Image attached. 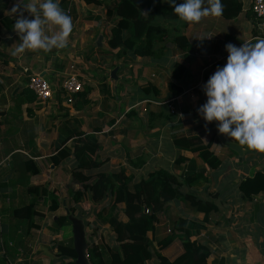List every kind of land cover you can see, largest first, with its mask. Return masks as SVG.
<instances>
[{"label": "crops", "instance_id": "crops-1", "mask_svg": "<svg viewBox=\"0 0 264 264\" xmlns=\"http://www.w3.org/2000/svg\"><path fill=\"white\" fill-rule=\"evenodd\" d=\"M59 1L54 0L57 3ZM69 1L71 3L69 7H74L78 15L99 16L101 20L106 8L113 6L117 0H104L105 4L100 10L92 6H86L82 0ZM161 1L164 4H170L167 0ZM236 1L242 4V11L236 18L232 20H225L220 16L204 18L199 24H192L196 26L194 35H189L190 32L183 26L186 23L180 20L177 21L178 24L176 25H166L168 36L162 43L155 46V50L160 53L159 56L146 59V66L141 67V71H134L132 85L136 87L134 90L135 97L130 100L133 108H127L124 112H119L117 117L112 115L115 114V109L112 107L118 105L121 101L111 104V108L106 104L107 99L115 92L117 85L115 83L113 85V82L108 85L105 81L98 82L94 80L95 74L90 72L82 59L74 54L73 49L77 45L80 46L78 25L72 30L74 33H71L68 46L64 49H53L50 53L26 51L22 55L13 56L12 52L21 42L19 36L13 31V25L18 18V14H11V9L17 0H0V264H58L55 258L56 250L53 241L59 240L60 235L52 233L49 227L52 220L65 214L64 206H66L67 201L65 197L63 198V192L56 187L60 182L55 171L60 167L64 168L66 165L71 169L75 165L72 158L66 160L58 168H54L50 164V157L63 146L62 125L67 122L71 125V129H74L75 124L79 123L81 131L87 135L95 134L101 146V158L99 159H108L102 169L105 173L115 168V165L119 163L125 167L124 161H128L131 168L142 171L144 168L149 167L141 163L142 159H135L137 156L142 157V150L154 155L156 150H159L157 147H160V145L171 147L172 143V139H170L171 143L167 140H161V142L156 141L155 144H152L149 141L150 138H155L157 132V128L150 129L148 125L149 118H151L149 113L155 112L152 109L153 105L160 107L161 111L164 110L166 113L169 112L168 107L172 106L175 112L174 115H176V112L180 113L179 116H176L179 119L166 122V125L161 128L166 126L168 129L176 128L173 124L183 125L184 120L182 121V119L188 118L189 122L187 124H193L192 128L188 129V135H192L194 132L196 135L198 133L204 142L209 141L213 136L217 138L211 149L221 159L219 168L210 170L206 165L197 161V166L199 163L200 179L199 184L196 185H199V199L209 201L217 207L216 212L209 215L208 223L205 224L206 229L198 237L201 243L208 245L211 249L208 263L264 264V194L246 199L238 189V184L244 179L252 177L257 172L264 173V153L249 150L246 146L238 145L237 142L221 135L218 132L217 122H212L206 126L203 118L190 121V118L184 115L186 111L190 112L198 104L207 100L203 91L205 85L203 77L212 72L217 62L228 56L225 48L227 44L231 43L236 47H241L243 43H255L258 37L262 38L259 21L253 17L250 10L253 0H249L246 5L243 0ZM27 2L28 0H25V3ZM102 9H104V12L101 14ZM23 15L31 19V15L27 11H24ZM78 20L77 18L75 23ZM161 21L164 20L160 18L156 22L160 24ZM101 25V23L98 24V22L93 21L91 25L84 24L80 26V29L88 30L86 33L88 35L86 48H89L91 42L94 43L97 32L99 36H103L100 30ZM187 25L189 26V24ZM178 33L184 34L191 43L195 44L196 52L189 55L191 57L189 61L184 60L183 55L178 52L172 42L173 37ZM208 35L212 38L201 41ZM95 43L94 48H97ZM106 50L108 49H104V51ZM112 52L116 53V51ZM176 62L183 63L186 67L184 76L176 83L181 88V93L178 95L166 94L168 83L172 81V70ZM124 64L119 63L118 68L124 67ZM76 65H80L81 70H78ZM71 68L73 71L70 70ZM24 69L29 70L30 73L40 74L48 82L55 95L46 103L40 102L35 97L33 102L23 105L21 112L17 115L15 112L10 113L13 106L12 92L14 88L25 86ZM72 72L82 82L81 92H84L87 88L90 91L86 98L80 99L77 97L73 99L72 104H67L60 86L65 75ZM109 72L110 70L105 72L106 75ZM103 75L105 74L103 73ZM106 75L104 78H106ZM61 79V84H59ZM147 82L154 84L159 89L158 96L147 95L139 89L138 83ZM103 86L108 87L110 96L103 92ZM86 100H89L91 104L86 105ZM192 102H196V104L190 108L188 103ZM135 108L140 114H143L141 111V108H143L146 114L138 119L141 130L134 129L135 134L130 135V127L134 126V121L138 118L139 113L134 110L135 113L132 116L127 115ZM142 126L145 127L147 132ZM96 129H100L101 132L94 133L93 130ZM219 136H223L229 143L239 146L237 147L239 150L222 145ZM31 140H33V144L30 146L28 143ZM125 143L127 147H125ZM29 147H34L36 157L30 156L33 150ZM14 155H18L16 160L28 157L34 161L41 173L38 176L31 177L30 184L38 186L49 181L59 191L61 208L54 213H50L47 211L49 203H44L43 199L40 200L36 210L43 218L35 219V223L40 226L39 232L29 237L23 244L22 249H17L15 255L12 251H8V253H12L11 256H8L5 254L3 235L8 231L9 208L17 204L15 199H21V188L19 186L13 189L6 186L11 176V172L6 171L7 168L11 169L10 163ZM185 155L192 157L187 153ZM44 167H49L48 174H45ZM150 172H153V170ZM201 174L205 178L200 177ZM65 186L68 191L71 189L70 175L69 182L65 183ZM183 189L181 190L185 192ZM81 205H78V209ZM172 207L179 209V217L190 218L199 223L203 221L202 214L189 212L177 201L170 204V209ZM121 208L123 209V206ZM169 213L170 210L163 214V217L169 219L171 227V223L175 218H172L173 214L170 215ZM161 224L162 221L159 220L154 230L147 234V237L151 240L153 251L156 249L158 240L165 237L168 234L167 232L170 231V227L167 229ZM11 247L12 245L9 244L8 248L11 249ZM182 252L181 243L175 240L160 253L171 261ZM147 264H158V262L153 259Z\"/></svg>", "mask_w": 264, "mask_h": 264}, {"label": "trees", "instance_id": "trees-1", "mask_svg": "<svg viewBox=\"0 0 264 264\" xmlns=\"http://www.w3.org/2000/svg\"><path fill=\"white\" fill-rule=\"evenodd\" d=\"M174 1L177 5L184 2V0ZM82 2L86 6L97 9L103 8L105 4L104 0H82ZM221 3L223 12L220 17L225 20L236 18L242 11V4L236 0H221ZM59 5L73 20L80 18L84 23L94 21L100 24L99 16L78 15L74 7H69L71 5L69 0H60ZM204 6H207V0ZM104 17L111 27L109 37L103 36V39L110 50L116 51L115 57L118 60L158 57L160 53L155 50V46L164 41L168 36V30L156 23L157 18L166 21L179 20L172 5L164 4L161 0H117L113 6L106 8ZM33 18L31 16V19ZM98 34L97 32L95 35L94 43ZM172 42L185 61H189L191 58L189 55L196 52L195 44L191 43L184 34H176ZM227 58L228 56L223 57L214 65L212 72L203 77L205 84L217 68L225 66ZM185 70V64L180 62L174 64L172 81L168 83L166 94L181 93V88L176 83L182 79ZM25 80L24 87L13 89V106L10 113L15 112L18 115L23 105L35 100L36 96L26 87L27 77ZM137 85L147 95L158 96L160 93L152 83H138ZM102 89L106 95L110 96L107 86H103ZM89 91L87 88L84 92L74 95L73 99L77 97L84 99ZM206 101L198 104L190 112L186 111L184 115L188 116L190 121L201 119L198 109ZM85 104L90 105L91 103L86 100ZM133 113L134 111H130L127 116L130 117ZM80 126L76 123L75 128L71 129V125L67 122L62 125L63 146L50 157V164L54 168H58L69 158L75 162L73 168L70 169L72 186L69 189L70 202L73 206L67 207L65 214L52 220L49 227L52 233L60 235L59 240L53 241L58 264H76L77 255L73 247L72 222L69 217L77 215L78 205L82 203L101 206L96 218L101 224L110 228L116 242L115 247L89 244L86 256L90 264H147L153 259L158 264H209L211 249L208 245L201 243L198 237L206 229L205 224L208 223L209 215L216 212L217 207L209 201L199 199L191 192H183L181 187L199 184L196 175L197 161L206 165L210 170L219 168L221 159L211 149L217 138L213 136L209 141L204 142L195 132L188 136H173L172 144L179 151L173 161V171L160 169L150 172L147 178L135 185L131 176L127 175L123 169L111 174L102 170L108 159H99L101 158V146L95 134L87 135L81 131ZM93 132L101 131L96 129ZM28 144L31 146L33 140ZM29 148L33 150L30 156L36 157L34 147ZM186 153L192 157L186 156ZM17 157L18 155L13 156L10 163L11 169L7 168L6 171L11 172L6 186L12 189L17 186L21 188V199H15L17 204L8 207L10 222L7 233L3 235L5 254L8 256L12 255L8 251H12L15 255L17 249H22L29 237L39 232L40 226L35 223V219L43 218L36 210L40 200L43 199L44 203H49L47 211L50 213L61 208L59 191L49 181L38 186L30 184V178L41 173L34 161L28 157L16 160ZM202 178L205 177L202 176ZM238 189L246 199L263 195L264 173L257 172L252 177L244 179L238 184ZM110 193L112 194L111 204L109 207L102 205ZM174 201L181 203L191 213L202 214L203 221L199 223L190 218L178 216L172 221L169 233L158 240L156 249L153 251L147 234L154 230L155 225L159 223L160 216L170 210V204ZM120 205L123 206L122 213L126 218L125 222L120 221L115 212ZM94 232L96 233V229ZM89 237L91 238V235ZM175 240L181 243L183 252L169 261L160 252ZM9 244L12 245L11 249L8 248Z\"/></svg>", "mask_w": 264, "mask_h": 264}, {"label": "clouds", "instance_id": "clouds-1", "mask_svg": "<svg viewBox=\"0 0 264 264\" xmlns=\"http://www.w3.org/2000/svg\"><path fill=\"white\" fill-rule=\"evenodd\" d=\"M178 19L186 24H199L202 19L219 17L223 12L221 0H184L179 5L167 0ZM27 11L33 19L24 17ZM17 15L13 31L20 43L13 56L26 51L50 53L68 46L73 22L54 0H17L11 9ZM210 35L201 39H211ZM224 67L217 68L203 86L207 101L198 114L207 124L217 122L218 132L246 146L249 150L264 153V38L241 47L229 43Z\"/></svg>", "mask_w": 264, "mask_h": 264}, {"label": "rangeland", "instance_id": "rangeland-1", "mask_svg": "<svg viewBox=\"0 0 264 264\" xmlns=\"http://www.w3.org/2000/svg\"><path fill=\"white\" fill-rule=\"evenodd\" d=\"M245 1L244 4H248L249 0H243ZM100 10V9H99ZM104 12V9L101 10V14ZM102 19L100 20L101 25V33L103 36L105 37H109V30H110V23H108L105 20L104 15L101 16ZM157 20H160V18H158ZM156 21V20H155ZM73 22V30L75 29V27L78 25V30L80 32V34L78 35V40L80 43V46L77 45L74 50V54H76V56H79V58L82 59V61L84 62V64L88 67V69L90 70V72H93L95 74V78L94 80H97L98 82H106L108 85L111 84L113 82V85H117V88L115 90L114 93H112V96L110 98L107 99L106 104L108 105L109 108H111V104H113L114 102L117 103L119 101H121L118 105H114L115 110V114H112L113 116H119V112L121 111H125V109L127 108H133V105L131 103L130 100L133 99V97H135V93L134 90L136 87H134L132 85V82L134 81V71H141L142 68L146 66V59H141V60H118L115 57V53L112 52L106 45V41H102L103 45L101 49L98 48H94V43H90L89 48H86V42L88 39V35L86 34L88 30H84V28L80 29V26L84 25V24H90L91 23H84L81 21V19L79 18V20L75 23V20L72 19ZM157 23V22H156ZM169 26H173L178 24L177 21H172V22H168V21H161L160 25L165 27L166 25ZM184 28H186L190 33L189 35H194L195 31H196V26H188L187 24L183 25ZM198 30H199V25H198ZM74 33V32H72ZM104 49H108L106 51H104ZM123 61V62H122ZM119 63H125L124 67H120L118 68L117 72H116V76L117 79L116 80H111L110 79V72L116 68L114 67L115 65H118ZM76 68L78 70H81L80 65H76ZM72 70V68L70 69ZM108 70H110V72L106 75L105 72H107ZM73 71V70H72ZM73 73V72H72ZM103 73L106 75V78H104L105 75H103ZM69 74V73H68ZM75 74V73H74ZM67 75V74H66ZM65 75V77H66ZM64 77V78H65ZM121 78V79H120ZM78 79L80 80V78L78 77ZM62 79L60 80L59 84H61ZM64 81V79H63ZM62 81V82H63ZM118 81V82H117ZM81 82V80H80ZM117 82V83H116ZM138 82V81H136ZM115 83V84H114ZM82 84V82H81ZM61 89V86H60ZM114 89V88H113ZM195 92V90H194ZM102 97V96H101ZM117 99V101H116ZM154 102V101H153ZM196 104V102H192V103H188L189 107L191 108L192 105ZM142 105V104H141ZM152 105V104H151ZM120 107V108H119ZM172 107V106H171ZM173 108V107H172ZM119 109V110H118ZM153 113H149V115H151V118H149V122L148 125L150 126V129L153 128H157L156 129V135H155V140L153 138H150L149 141H151L152 144H155L156 141L157 142H161L164 140H167L169 143L170 139L173 138L174 135L176 136H181V135H188V129L192 128L193 124H187V122H189L188 118L182 119V121L184 120L183 125H177V124H173L175 125L173 129H168V127L166 126L165 128H161L164 125H166V122L169 121H173L175 119H179L178 117H176L177 115L179 116L180 113L174 112L173 109V113L170 112L169 110V114L166 113L163 109V111H161L160 107H157L155 105H153L152 107ZM136 110L138 113L139 111L135 108L132 111ZM141 111L143 114H138V118H136V120L134 121V126L130 127L131 131H130V135H134V129H140V122L138 121L139 118L143 117L146 114V111L143 110V108H141ZM135 113V112H134ZM122 114V113H120ZM127 114V113H126ZM131 121V120H130ZM143 125H145V123H143ZM187 126V127H186ZM129 128V127H128ZM142 128L146 131L145 127L142 126ZM209 136V135H206ZM225 138V137H224ZM218 142V141H217ZM125 147H127V144L125 143ZM220 147V146H218ZM159 150H156V153L154 155H152V153H146L145 150H142L141 154L142 157H136L135 159H142L141 163L144 164V166L146 165L148 168H144L142 171L140 170H135V168H131L128 161H124V163L126 164L125 167L122 166L121 163L116 164L115 168L110 169L107 174H111L113 172H117L121 169H123L125 171V173L129 176H131L133 182L135 183V185L142 179L147 178L149 171H157L160 169H164L167 171H170L173 169V160L177 157L178 155V151L177 149L172 145L171 143V147L169 146H163L160 145V147H157ZM173 156V157H171ZM130 158V157H129ZM171 158V159H170ZM132 160V159H131ZM48 169L49 167H44V172L45 174H48ZM173 171V170H172ZM56 176L59 177V184L56 185V187H58V189H60L63 193V198L65 197L66 202V206L65 209L67 207H71L72 203L70 202V193L67 189V187L65 186V183L69 182V175H70V168L68 167V165H66L64 168L60 167V169L55 171ZM177 174V172H176ZM196 175L198 177L199 180V163L197 166V170H196ZM200 177H202V174L200 175ZM194 187L192 188L191 186H186L181 187V189H183L185 192H191L193 195H195L196 197L199 198V185H193ZM112 202V194L110 193L106 200L102 203V205H106L107 207H109V205ZM122 205L118 206L117 210L115 211L118 215V219L120 221H126L125 216L122 213ZM101 208V206H94V205H90L88 203H82L81 206H79L77 215L75 217H73V219H75V222L79 225L80 229H82L83 232V241H84V257L85 259H87L86 253H87V247L89 244L91 243H95L96 245H100L102 247H115L116 246V242H115V237L112 233V231L110 230V228L107 225H103L101 224L97 218H96V214L99 211V209ZM177 207H172L170 209V215H172V218H176L179 216V209H176ZM43 211H45V209H43ZM160 221H162V226L164 228H169L170 224H169V219H165L163 217V215L160 216ZM96 229V233L94 232V230ZM168 233V232H167ZM89 235H91V238L89 237ZM88 260V259H87Z\"/></svg>", "mask_w": 264, "mask_h": 264}, {"label": "built area", "instance_id": "built-area-1", "mask_svg": "<svg viewBox=\"0 0 264 264\" xmlns=\"http://www.w3.org/2000/svg\"><path fill=\"white\" fill-rule=\"evenodd\" d=\"M250 10L254 18L259 21L262 38H264V0H253ZM24 73L28 79L26 87L36 96L37 100L46 103L54 97V91L40 74L30 73L27 69H24ZM60 90L65 96L67 104H72L74 95L82 91V84L76 74L70 73L64 78ZM168 109L173 113V108L171 106L168 107ZM145 212L147 213V211Z\"/></svg>", "mask_w": 264, "mask_h": 264}, {"label": "water", "instance_id": "water-1", "mask_svg": "<svg viewBox=\"0 0 264 264\" xmlns=\"http://www.w3.org/2000/svg\"><path fill=\"white\" fill-rule=\"evenodd\" d=\"M103 36H98L97 40H96V47L97 48H101L103 43ZM118 68H114L111 72H110V79L111 80H116L117 76H116V72H117ZM219 141L222 143V145L226 146V147H231L232 149L235 150H239L237 147V145L229 143L223 136H219ZM66 213H68V211H66ZM69 219L72 222V238H73V247L75 250V253L77 255V259L75 261L76 264H90L89 261L87 259H85L84 257V241H83V232L82 229H80L79 225L75 222V219H73V217H69Z\"/></svg>", "mask_w": 264, "mask_h": 264}]
</instances>
